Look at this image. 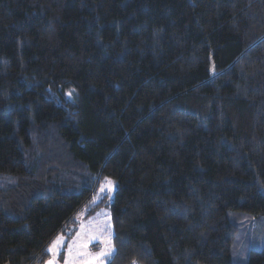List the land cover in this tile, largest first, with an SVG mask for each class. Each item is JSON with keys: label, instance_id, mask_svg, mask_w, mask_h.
Segmentation results:
<instances>
[{"label": "trees", "instance_id": "obj_1", "mask_svg": "<svg viewBox=\"0 0 264 264\" xmlns=\"http://www.w3.org/2000/svg\"><path fill=\"white\" fill-rule=\"evenodd\" d=\"M102 178L106 264H231L228 212L264 215V0H0V264Z\"/></svg>", "mask_w": 264, "mask_h": 264}, {"label": "rangeland", "instance_id": "obj_2", "mask_svg": "<svg viewBox=\"0 0 264 264\" xmlns=\"http://www.w3.org/2000/svg\"><path fill=\"white\" fill-rule=\"evenodd\" d=\"M108 180L112 183L109 184ZM103 185V191L101 186ZM96 190L88 205L83 206L74 216L75 228L72 232L56 234L47 246L50 259L56 264H85L86 261L96 257L101 251H107L112 245V226L109 205L113 198L116 183L110 178H102L95 184ZM104 202L88 214L91 205ZM88 214V215H87ZM229 220L235 225V234L230 246L231 264H247L249 252L260 250L264 244V215H254L240 211L228 212ZM60 237L63 241L54 247L52 252L48 248L53 241ZM71 247V252L69 248ZM109 256L100 258L98 264H106ZM48 258L39 263L46 264Z\"/></svg>", "mask_w": 264, "mask_h": 264}, {"label": "snow or ice", "instance_id": "obj_3", "mask_svg": "<svg viewBox=\"0 0 264 264\" xmlns=\"http://www.w3.org/2000/svg\"><path fill=\"white\" fill-rule=\"evenodd\" d=\"M106 180H107V178H106ZM108 183L111 184L112 182L110 180H108ZM101 191H103V185L101 186ZM62 243H63V241L61 240V238L57 237V239L55 241H53V245L48 248V251L52 252L54 247H56L58 250V245H60ZM69 251L71 252V247L69 248ZM113 252H114V248L109 247L107 249V251H101L100 253L97 254L96 257H93L92 259L86 261L85 264H98L100 258L109 256ZM46 264H56V262H55V260L50 259L46 262ZM66 264H67V261H66ZM132 264H136V261L134 260L132 262Z\"/></svg>", "mask_w": 264, "mask_h": 264}, {"label": "built area", "instance_id": "obj_4", "mask_svg": "<svg viewBox=\"0 0 264 264\" xmlns=\"http://www.w3.org/2000/svg\"><path fill=\"white\" fill-rule=\"evenodd\" d=\"M129 264H132V262H131V263H129ZM136 264H140V263L136 262Z\"/></svg>", "mask_w": 264, "mask_h": 264}, {"label": "crops", "instance_id": "obj_5", "mask_svg": "<svg viewBox=\"0 0 264 264\" xmlns=\"http://www.w3.org/2000/svg\"><path fill=\"white\" fill-rule=\"evenodd\" d=\"M49 254V253H48ZM48 260H50V255L48 256Z\"/></svg>", "mask_w": 264, "mask_h": 264}]
</instances>
